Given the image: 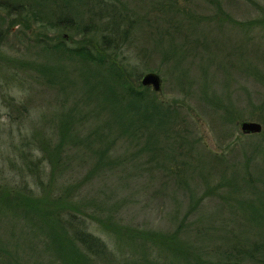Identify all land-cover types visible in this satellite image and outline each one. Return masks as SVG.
<instances>
[{
  "label": "rangeland",
  "instance_id": "1",
  "mask_svg": "<svg viewBox=\"0 0 264 264\" xmlns=\"http://www.w3.org/2000/svg\"><path fill=\"white\" fill-rule=\"evenodd\" d=\"M5 1L0 264H261L264 0Z\"/></svg>",
  "mask_w": 264,
  "mask_h": 264
},
{
  "label": "trees",
  "instance_id": "2",
  "mask_svg": "<svg viewBox=\"0 0 264 264\" xmlns=\"http://www.w3.org/2000/svg\"><path fill=\"white\" fill-rule=\"evenodd\" d=\"M3 5H4V7H6V10H8V11H12V12L17 11L16 13H19L21 11V8H19V5H14V3H12L11 1H5L4 0ZM223 15H225V14H223ZM224 17L227 18L228 16L225 15ZM74 51H79V53H77V54H78V56H80V58H78V59L73 57L75 60L87 61V60L94 58L92 56L91 52L89 50H87L86 48H80L79 50H74ZM151 103H152V106L155 107V104L152 101H151ZM151 136H152V134H151ZM148 236H150L151 239L153 237H162V235H157V234H151ZM72 237H73V240L80 246V248L85 250L86 253L88 251H94V252L98 253L99 255L101 254L102 256L109 258V256L107 255L108 249H107L106 244L103 243L101 240H99L98 237L92 235L91 233L87 232L86 230L76 229L73 231ZM75 250H76V248H75ZM86 260L90 261L88 257ZM139 261L140 262H137V263H136V261H133L131 264H154V263H151V261L148 262V260L146 258H143ZM257 261L260 262L261 264H264V257L257 259ZM64 263H68V262H66V261L64 262V259H63V264Z\"/></svg>",
  "mask_w": 264,
  "mask_h": 264
},
{
  "label": "water",
  "instance_id": "3",
  "mask_svg": "<svg viewBox=\"0 0 264 264\" xmlns=\"http://www.w3.org/2000/svg\"><path fill=\"white\" fill-rule=\"evenodd\" d=\"M143 86H150L155 92L161 91L162 81L156 72H147L141 78ZM240 130L245 134L258 133L261 131V124L256 121L243 120L239 123Z\"/></svg>",
  "mask_w": 264,
  "mask_h": 264
}]
</instances>
